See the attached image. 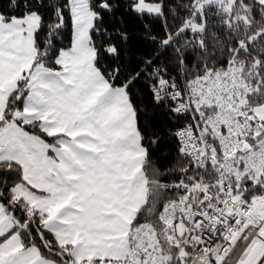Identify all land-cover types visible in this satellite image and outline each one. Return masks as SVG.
I'll return each instance as SVG.
<instances>
[{
    "label": "snow or ice",
    "instance_id": "snow-or-ice-1",
    "mask_svg": "<svg viewBox=\"0 0 264 264\" xmlns=\"http://www.w3.org/2000/svg\"><path fill=\"white\" fill-rule=\"evenodd\" d=\"M236 5H241L243 15L237 16L235 11L221 15L210 0H0V24L18 21L24 36L29 32L27 18L38 17L31 30L37 50L33 67L43 61L45 66L62 69L65 60L77 58L82 67L98 73L91 100L101 112L109 111L121 130V143L129 155L126 163L135 171L132 180L138 183L146 178L148 190L132 226L152 224L156 228L164 223L160 214L168 201L182 202L183 207L191 201V223L199 221L201 226L177 233L176 224H189V219L173 204L172 226L165 229L172 239L157 235L156 243L145 242L140 253L143 264H201L194 253L206 246L204 237L212 235L203 228L207 223L204 212H213L210 201H216L217 206L219 201L213 195L197 203L190 185L207 184L209 191L222 188L221 197L231 188V194L240 193L242 207L250 205L253 196H264V171L257 178L250 166L264 157V120L258 124L248 118L256 104L264 103V0H233V8ZM189 18L194 21L191 26ZM237 70L244 86L233 91L231 99L236 107L235 102L240 101L237 92L246 98L239 109L247 115H238L237 119L247 121L249 126L242 128L235 139L247 141L248 147H237L234 154L226 155L230 149L207 122L215 105L201 104L197 110L194 85L189 81L208 77L200 81L207 85L216 73L236 74ZM26 82L24 77L17 84ZM28 91L27 87H18L9 95L0 118V154L6 135L16 140L17 126L25 130L33 127L31 121L10 110L24 106ZM11 121L15 123H6ZM219 131L228 137L229 127L224 123L219 124ZM11 147L14 150L16 144ZM226 166L237 171H226ZM18 167L15 159L0 155L3 191L18 179ZM220 179L222 184L217 183ZM199 196L203 197L204 191H199ZM0 201L7 203L2 193ZM230 219L235 221V216ZM247 231L241 233L238 244ZM5 235L0 232V240ZM195 235L201 239L193 243ZM40 246L51 251L42 243ZM182 250L184 255L179 254ZM52 255L58 256L54 251ZM69 255L65 253L63 259ZM209 258L216 264L215 256L209 254ZM228 259L225 256L221 264H228ZM256 264H264V255Z\"/></svg>",
    "mask_w": 264,
    "mask_h": 264
},
{
    "label": "crops",
    "instance_id": "crops-1",
    "mask_svg": "<svg viewBox=\"0 0 264 264\" xmlns=\"http://www.w3.org/2000/svg\"><path fill=\"white\" fill-rule=\"evenodd\" d=\"M27 19V36L21 34L18 21L0 24V116L34 56L31 30L38 17ZM255 108V114L264 119ZM51 157L33 158L23 165L25 180L37 191L19 184L14 193L45 214V227L59 243L71 244L74 259H125L130 223L144 201L145 179L136 183L134 175L98 163L74 168ZM12 226L6 219L0 232L7 233ZM0 264L57 263L43 258L33 246L23 248L18 234L12 232L0 241Z\"/></svg>",
    "mask_w": 264,
    "mask_h": 264
},
{
    "label": "rangeland",
    "instance_id": "rangeland-1",
    "mask_svg": "<svg viewBox=\"0 0 264 264\" xmlns=\"http://www.w3.org/2000/svg\"><path fill=\"white\" fill-rule=\"evenodd\" d=\"M210 2L230 10L233 0ZM198 3H209V0H199ZM192 23L194 21L190 26ZM65 64L66 67L62 69L45 66L43 62L37 63L35 67L30 64L25 70L26 87L29 88L26 102L22 108L13 109L14 115L37 123L48 138L17 126L16 140L6 135L4 151L0 155L15 159L21 169L33 158L51 155L53 160L68 162L74 168L98 163L135 175V171L129 169L126 163L129 155L121 143V130L113 123L111 113L101 112L91 100L92 90L98 86V73L82 67L77 58L65 60ZM255 110L261 116L264 115V103ZM12 144H16L14 150ZM3 210L0 202V226L6 219L14 223L11 215ZM261 255H264V224L250 238L235 264H256Z\"/></svg>",
    "mask_w": 264,
    "mask_h": 264
},
{
    "label": "built area",
    "instance_id": "built-area-1",
    "mask_svg": "<svg viewBox=\"0 0 264 264\" xmlns=\"http://www.w3.org/2000/svg\"><path fill=\"white\" fill-rule=\"evenodd\" d=\"M239 67H242V65H238V68ZM204 79H208V77L197 78V81L195 82L189 81V84L194 85L192 88L193 103L196 104L197 110H200L201 104L215 105L216 110L209 113L207 122L211 124L214 133L221 137L222 144L230 149L229 151H226L225 154L232 155L235 153L237 147H243V144H247V141L235 139L237 133H240L242 128L249 126L247 121L241 123L237 119L238 115H247V113H241L239 109V103H245L246 98L242 93L237 92V94L240 95V101L235 102L237 104L236 107H233L231 99L232 92L244 86V80L242 77H239L238 70L236 74H233L232 71L227 73L218 72L211 80H209L207 85L200 83V81ZM196 96H199V99H196ZM248 118L256 119L258 124L260 120H263L254 112L253 115ZM220 123H224L229 127L228 137H225L220 133ZM253 134H255V132ZM250 166L255 169L258 178L259 173L264 171V157H261L255 163H251ZM229 169L233 172L237 171L234 168H230V166H226L225 170L228 171ZM236 180H240V174H237ZM217 183L222 184L223 179L218 180ZM190 190L193 191L197 203L199 200L213 195H215L216 200L219 201V206H217L216 201H210L213 212H204L207 223L203 224V228L207 229L208 233H211L212 235L205 236L204 239L207 241L206 246L194 253L201 264H212L209 254L215 256L216 264H221L222 260L225 256H228V253L233 246L241 245L243 250L245 248V241H247L248 244L250 240L249 237L251 238L264 224V196H253L252 203L247 207H242L241 204L243 201L240 198V193L231 194V188L228 190L229 194L223 197L219 195V192L223 191L222 188L211 192L208 188H205V184L201 185L197 183L190 185ZM201 190L204 191L203 197L199 196V191ZM173 204H176V202L168 201L165 205L164 212L160 214L161 219L164 221L161 229V236L168 235L169 240H171L172 237L165 232V229L172 226L171 209ZM176 206L181 207L182 211L189 219V224H185L183 221L176 224L175 231L177 233H185L190 228H199L201 226V222L199 221L196 222V224L191 223V213L193 211L191 209V201L189 202L188 207H183L182 202L176 204ZM233 216H235V221L230 219V217ZM257 225H259L258 229L256 227ZM245 229H248V231L244 240L240 241L238 244L237 240ZM217 232L219 235H216ZM156 237L157 235L151 224H146L143 228L137 226L132 227L128 235L129 249L128 254L125 257V264H143L140 253L143 251L144 243H156ZM220 237H224L230 243L225 244L224 239H221ZM200 239V235H195L192 238V242L194 243ZM179 254L184 255L185 253L182 250Z\"/></svg>",
    "mask_w": 264,
    "mask_h": 264
},
{
    "label": "trees",
    "instance_id": "trees-1",
    "mask_svg": "<svg viewBox=\"0 0 264 264\" xmlns=\"http://www.w3.org/2000/svg\"><path fill=\"white\" fill-rule=\"evenodd\" d=\"M198 1L199 0H197V2ZM211 4L214 6L215 9H218L221 11V15H223V13L227 12V11H235L237 16L243 15V13L240 12L241 5H236L235 8H233V6H232L230 10H224L221 7V5H219L218 3H211ZM232 4H233V2H232ZM209 10L211 11L212 9H209ZM191 22H192V20H191V18H189L188 19L189 26H190ZM36 52H37V50L34 47V56H33L31 64H33V60L36 58ZM40 62H43V61H40ZM24 77H26L25 74L21 78H19L18 80H22ZM18 87L21 89L25 88L26 83H24L22 85H18L16 83V86L14 89H17ZM13 90L9 93V95H11L13 93ZM9 95H8L7 100L5 102V106H4V109H3V112L0 116V118L3 117L4 110L8 106ZM19 95H20V92L17 91L16 96H19ZM262 104L263 103L256 104L253 107V109L259 105H262ZM15 108L16 107H14L10 110L13 111V109H15ZM253 112H254V110H253ZM32 124H33V127L31 129H28L27 131L32 132L34 134H37L39 136H43L45 138H48V136L45 135V133L39 129V127L37 126V123H32ZM18 172H19L18 179H16L15 181H13L9 185V188L7 191H3L2 186H0V193H2L7 200V203L0 201L2 204V207L4 209L3 212L5 211L6 214L9 213L11 215L12 219L14 220L12 228L6 233L4 238H6L10 233L16 232L19 236V239L21 241V245L23 248L33 246V247L37 248V250L39 251V254L43 258L50 260V261H53L57 264H125V259H122V260L91 259V260H80V261L74 259L71 255V244L59 243V241L57 240L54 233L45 227V223H44L45 214L43 212H41L40 210H38L37 208H35L29 202H27L22 196H19V195L14 193L15 187L19 184H24L25 186L29 187L30 189L37 191V189L35 187H33L31 184H29L25 180V178L23 177V173H22V169H21L20 165L18 167ZM145 182H146V178H145ZM192 185H194V184H192ZM205 188L206 189L208 188L207 184H205ZM147 190L148 189L146 188V191ZM211 192H214V190ZM184 198L185 199L188 198V193L184 194ZM8 204H11L13 207L9 208ZM140 206L138 207V209L140 208ZM13 208L16 209L15 213H13ZM136 213H137V211L135 212L133 219L135 218ZM133 219L131 220L129 229L134 227V226H132ZM153 223H155V221H153ZM33 228L35 229V232L32 231ZM153 229H154L156 235H161L162 225H159ZM37 236L40 237L39 240L36 239ZM2 240H0V241H2ZM41 243L46 248H49L51 251H45V248L40 246ZM52 251L56 252L58 254V256L52 255ZM65 253L70 254L69 258L67 260L63 259V255Z\"/></svg>",
    "mask_w": 264,
    "mask_h": 264
},
{
    "label": "bare ground",
    "instance_id": "bare-ground-1",
    "mask_svg": "<svg viewBox=\"0 0 264 264\" xmlns=\"http://www.w3.org/2000/svg\"><path fill=\"white\" fill-rule=\"evenodd\" d=\"M241 249H242V246L239 245V246H235V249L232 248L230 250L229 253H231V255H229L228 253V256H229V259H228V264H235L236 260L238 259L237 257L240 255L241 253Z\"/></svg>",
    "mask_w": 264,
    "mask_h": 264
},
{
    "label": "water",
    "instance_id": "water-1",
    "mask_svg": "<svg viewBox=\"0 0 264 264\" xmlns=\"http://www.w3.org/2000/svg\"><path fill=\"white\" fill-rule=\"evenodd\" d=\"M243 147H247V144H243Z\"/></svg>",
    "mask_w": 264,
    "mask_h": 264
}]
</instances>
